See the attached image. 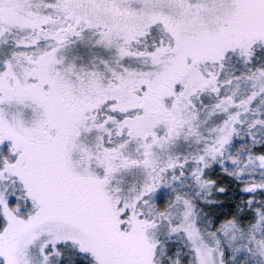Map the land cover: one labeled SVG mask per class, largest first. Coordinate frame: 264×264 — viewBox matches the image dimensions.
I'll list each match as a JSON object with an SVG mask.
<instances>
[{"label": "snow or ice", "instance_id": "6c2138e0", "mask_svg": "<svg viewBox=\"0 0 264 264\" xmlns=\"http://www.w3.org/2000/svg\"><path fill=\"white\" fill-rule=\"evenodd\" d=\"M0 264H264V0H0Z\"/></svg>", "mask_w": 264, "mask_h": 264}]
</instances>
